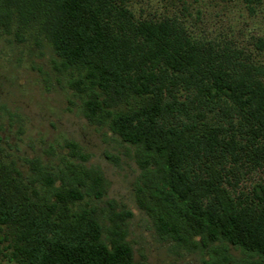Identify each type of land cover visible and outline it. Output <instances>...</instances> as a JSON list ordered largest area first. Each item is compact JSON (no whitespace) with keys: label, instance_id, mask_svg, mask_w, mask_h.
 I'll use <instances>...</instances> for the list:
<instances>
[{"label":"trees","instance_id":"trees-1","mask_svg":"<svg viewBox=\"0 0 264 264\" xmlns=\"http://www.w3.org/2000/svg\"><path fill=\"white\" fill-rule=\"evenodd\" d=\"M14 29L69 73L83 117L134 149L136 202L161 240L264 264V187L245 201L230 189L243 165L264 169L261 78L229 57L214 61L173 20H136L117 0H0V31ZM2 143L0 254L15 264H148L127 240L132 213L102 207L108 182L76 143L58 163L26 158L25 169Z\"/></svg>","mask_w":264,"mask_h":264},{"label":"rangeland","instance_id":"rangeland-1","mask_svg":"<svg viewBox=\"0 0 264 264\" xmlns=\"http://www.w3.org/2000/svg\"><path fill=\"white\" fill-rule=\"evenodd\" d=\"M117 1L125 3L136 20H173L206 52L211 50L214 61L229 57L242 73L249 69L264 81V0ZM15 33V29L12 34L0 31V106L6 110L0 118V136L11 160L24 169L26 158L58 163L59 157L70 153L66 143H76L88 157L87 166L101 170L108 182L102 207L112 203L117 211L132 213L127 240L136 261L248 264L254 260L234 248L224 251L216 246L201 253L161 240L152 219L136 202L141 171L134 149L83 117L79 99L68 88L69 73L54 70L56 58L44 43L28 34L19 41ZM179 96L187 97L186 93ZM206 116L209 122L228 121L226 115L206 112ZM231 184L235 197L252 199L254 189L264 187V169L243 165ZM0 264L15 263L0 254Z\"/></svg>","mask_w":264,"mask_h":264}]
</instances>
